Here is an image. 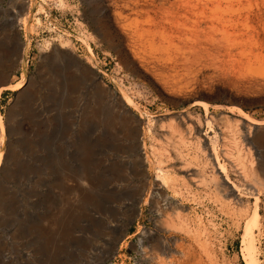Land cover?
I'll list each match as a JSON object with an SVG mask.
<instances>
[{
  "label": "rangeland",
  "instance_id": "rangeland-1",
  "mask_svg": "<svg viewBox=\"0 0 264 264\" xmlns=\"http://www.w3.org/2000/svg\"><path fill=\"white\" fill-rule=\"evenodd\" d=\"M28 1L0 0V83L27 79L0 99L5 148L8 131L16 141L0 167V264H247L256 203L264 264V0H44L26 38ZM44 55L52 59L32 84ZM213 147L246 198L217 191ZM160 170L184 219L163 198V212L136 203L150 179L158 189Z\"/></svg>",
  "mask_w": 264,
  "mask_h": 264
},
{
  "label": "bare ground",
  "instance_id": "bare-ground-1",
  "mask_svg": "<svg viewBox=\"0 0 264 264\" xmlns=\"http://www.w3.org/2000/svg\"><path fill=\"white\" fill-rule=\"evenodd\" d=\"M60 3L64 4V1L63 0H59ZM180 2V1H179ZM36 3H40L39 4V11L41 12H45L47 10V7H46V3L44 0H29L28 1V11L27 13L22 17L21 21L22 22V25L24 26V29L27 33V36L26 38H29V34L34 31L35 29V24H32V21H33V18H34V15H33V11H34V8L36 6ZM65 5V4H64ZM63 5V6H64ZM151 18V17H150ZM150 22V19H148ZM153 21V19H152ZM154 22V21H153ZM35 23L38 25V24H41V20L36 18L35 19ZM152 22H150L149 24H151ZM137 24H140V22H137ZM136 24V25H137ZM148 24L147 21L145 22V25ZM152 25V24H151ZM139 26V25H138ZM137 35H138V39H142L143 37V34L142 32H140L139 30L137 31ZM151 35V34H150ZM141 41V40H140ZM29 45V41L27 39V43L25 44L26 46V49H25V52L27 50V47ZM50 45V44H49ZM25 48V47H24ZM52 49V48H51ZM60 50H66L67 47L65 44H61V46L59 47ZM136 49V48H135ZM48 50V49H47ZM138 56V55H137ZM187 63V61H185ZM6 72V71H5ZM6 73H3V76H2V80L5 79L6 76ZM160 75V74H159ZM1 76V75H0ZM163 78V77H162ZM7 80V79H6ZM27 82V79L24 75V78H23V81H21L20 83L18 84H9V85H2L0 87V99H1V96L3 94L4 91L6 90H10V91H21L22 89H24V86ZM30 82L32 84H34L32 82V80H30ZM26 91V90H25ZM120 92L123 96V100H124V104H127L128 106H136L132 100V98H130L128 96V94L123 91V89H120ZM24 93V92H23ZM25 94V93H24ZM26 95V94H25ZM207 109V108H206ZM236 108L234 107L232 109V111H235ZM239 117L243 119V123L245 125H247L248 127L250 128H255V129H258V126H261L258 122L254 121V119H252L251 117H249L246 113H244L243 111H239ZM141 119L143 120V117L141 116ZM226 119V118H224ZM141 120V121H142ZM141 124H143V122H140ZM146 123V122H145ZM235 123V122H234ZM240 123V122H239ZM147 131V130H146ZM5 125H4V122L1 118V114H0V167H1V164H2V160H3V152H4V148H5V142H6V134H5ZM147 133V132H145ZM207 136V135H206ZM221 136V134H220ZM214 138V137H213ZM220 138V137H219ZM221 139V138H220ZM157 140V139H156ZM217 141V140H216ZM214 143V142H213ZM216 143V142H215ZM213 144H211L212 146ZM144 147V146H143ZM205 149V148H204ZM144 150V149H143ZM5 151H6V148H5ZM206 151V150H205ZM143 153V152H142ZM145 156L147 155V158L149 160V156L148 154H146V149H145ZM211 157H215L213 159L216 160V163H217V171L219 172V177L216 178V180H214V185L216 186V189L217 191L223 195V197L229 201V202H234V199L235 198H246V196L249 194H243V192L241 191V189L230 179V176L228 174V171L226 169V167L224 165H222L220 163V161H218V154H217V150L216 148L213 147L212 149V152H211ZM241 153V152H240ZM7 155V154H6ZM239 155V154H238ZM208 156V155H207ZM246 158V157H244ZM150 161V160H149ZM148 161V162H149ZM255 162V161H254ZM152 164V163H150ZM152 166V165H151ZM157 168V167H156ZM163 170V169H162ZM162 170H160L158 172V175L159 177H157V182L158 184L156 185V187L158 186V189H153V181H148L145 185V190H146V197L144 198V196H141L139 198L138 201H136L137 205L138 204H142V203H153V202H156V208L158 210L161 211L162 206H160V198H163L165 199L166 202L168 201H171L169 203V206L171 209H173L175 212H177V214L179 213L181 215V217L184 215V217H187L188 213H186V210H184V207L182 205H178L177 203H175V200L176 198L175 197H167L166 198V194L164 191H162L164 188L167 189V191H169L170 189H172V186H174V183L173 184H170L169 181H172L169 179V177L167 176L166 173H164ZM217 172V173H218ZM184 173V172H183ZM187 173V172H186ZM185 173V174H186ZM201 173V172H200ZM189 174V173H188ZM216 174V173H215ZM192 179H197L199 178L198 174L196 173H192L191 175H189ZM213 176V175H212ZM258 176V175H257ZM187 177V176H186ZM215 177V176H214ZM146 178V177H145ZM153 178V177H152ZM255 179L257 181V177L255 176ZM208 180V179H207ZM196 181V180H195ZM264 182V181H263ZM195 183V182H194ZM198 183H201V181H198ZM170 184V185H169ZM254 184V183H253ZM154 188H155V185H154ZM176 188V187H175ZM209 188V187H208ZM207 188V189H208ZM161 189V192L158 193V190ZM175 190V189H174ZM172 192V190H171ZM174 192V191H173ZM172 192V193H173ZM176 194H178L179 192H174ZM175 194V196H176ZM180 194V193H179ZM177 197V196H176ZM256 199V198H255ZM184 200V199H182ZM188 200V199H187ZM236 200V199H235ZM219 201V200H218ZM165 205V204H164ZM243 205V204H242ZM231 207V205H230ZM242 209V208H241ZM135 211L138 212V215L140 213V210L138 208H135L134 209ZM159 211V212H160ZM172 211V210H171ZM163 212V211H161ZM166 212V210H165ZM249 212V211H248ZM165 214V213H164ZM178 215V216H180ZM180 219H184L183 217L180 218L179 217V220ZM189 220V219H188ZM180 222V221H179ZM185 225H188L186 224V222H184ZM188 223V222H187ZM182 225V224H180ZM184 225V226H185ZM260 225H261V214H260V208H259V205L256 203L255 207H254V210L250 213L249 217L247 218L246 220V228H245V233H244V236H243V245H244V248H245V260L247 262V264H261L260 263V259H259V249H258V245H257V241H256V232L259 230L260 228ZM187 228V227H186ZM147 238V236H142L140 238V241H139V248L141 250V252H144V241L145 239ZM205 242V241H204ZM168 243L165 242H161V247L163 249H168L170 251V249L167 247ZM169 246V245H168ZM177 246V245H176ZM162 250V249H161ZM173 255V254H172ZM171 263V262H170Z\"/></svg>",
  "mask_w": 264,
  "mask_h": 264
},
{
  "label": "water",
  "instance_id": "water-1",
  "mask_svg": "<svg viewBox=\"0 0 264 264\" xmlns=\"http://www.w3.org/2000/svg\"><path fill=\"white\" fill-rule=\"evenodd\" d=\"M52 59V56H48V55H44L42 56V63L40 64V66L38 67L37 71H36V74L35 76H33L31 78L32 82L34 84H37L43 77L44 75V71H45V68L47 67V65L49 64V62L51 61ZM89 73L92 75V85L94 87V89L97 91L98 94H101V95H109L110 94V89L104 87L100 81V76L97 75L94 71H89ZM5 84H8L7 80L0 83V87L2 85H5ZM15 106H17V104H14L11 108H10V111H9V114H8V117H7V121H8V128L10 127V123L13 119V115H14V108ZM7 136H8V141H7V144H6V154H7V157H8V160L11 158L12 154H13V151L15 149V139L14 137L10 134V132L8 131L7 133ZM138 216V212L137 211H133L128 220L123 222L120 226L116 227V230L119 231V237L117 238V244H120V242L122 241V238L124 236V233L126 232V228L134 221V219Z\"/></svg>",
  "mask_w": 264,
  "mask_h": 264
}]
</instances>
